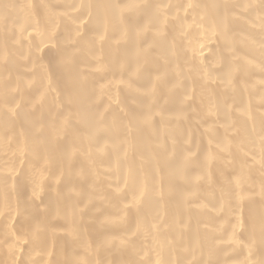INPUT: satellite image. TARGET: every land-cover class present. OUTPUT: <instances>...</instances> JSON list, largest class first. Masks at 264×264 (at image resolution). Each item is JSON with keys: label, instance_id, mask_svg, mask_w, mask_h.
Here are the masks:
<instances>
[{"label": "bare ground", "instance_id": "6f19581e", "mask_svg": "<svg viewBox=\"0 0 264 264\" xmlns=\"http://www.w3.org/2000/svg\"><path fill=\"white\" fill-rule=\"evenodd\" d=\"M0 264H264V0H0Z\"/></svg>", "mask_w": 264, "mask_h": 264}]
</instances>
